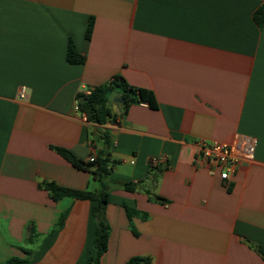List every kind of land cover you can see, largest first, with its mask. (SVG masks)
Returning <instances> with one entry per match:
<instances>
[{
  "label": "crops",
  "instance_id": "crops-1",
  "mask_svg": "<svg viewBox=\"0 0 264 264\" xmlns=\"http://www.w3.org/2000/svg\"><path fill=\"white\" fill-rule=\"evenodd\" d=\"M263 2L0 0V261L85 264L93 201H54L42 183L98 190L94 168L58 149L88 162L109 130L100 264H264V26L253 18ZM70 39L83 63L68 61ZM116 74L149 104L116 93V120H84L77 95ZM202 140L240 159L228 181L198 157Z\"/></svg>",
  "mask_w": 264,
  "mask_h": 264
},
{
  "label": "trees",
  "instance_id": "trees-1",
  "mask_svg": "<svg viewBox=\"0 0 264 264\" xmlns=\"http://www.w3.org/2000/svg\"><path fill=\"white\" fill-rule=\"evenodd\" d=\"M253 18L257 25L260 27L264 26V2L254 11ZM94 20L90 19L87 29L86 37L90 38L93 31ZM67 59L72 63H83L86 59L85 55L80 53L74 41L69 40L67 48ZM121 94L128 105L133 102H137L140 99H145L142 95L141 90H138L130 86L124 77L120 74L114 75L113 79L106 83L95 86L91 93L86 95L79 93L77 99L79 101L80 110L87 115L89 121L97 122L100 124L107 123L108 121L116 120L117 113H115L111 107L110 99L113 94ZM150 102V101H149ZM103 145L98 150L96 157L93 161H83L78 159L71 151L59 148V152L67 158L68 161L78 167H93V177L99 182V189L96 191L89 190H78L68 187L61 186L53 181H44L42 185L50 193L51 198L54 201H58L63 197H72L77 199H91L92 214L95 218V232L94 239L91 247V253L87 258L85 264H100V259L103 253L107 250L108 237L110 225L106 217V206L109 199V190L107 185L104 183V178L111 173V149L113 147V137L109 130H104L101 134ZM134 185L126 183V189H134ZM130 212V209H128ZM64 219V214L61 217V221ZM28 255L29 249H24ZM151 260L149 257L144 256H133L125 264H150ZM0 264H31L28 256L18 257L14 256L4 261H0Z\"/></svg>",
  "mask_w": 264,
  "mask_h": 264
},
{
  "label": "built area",
  "instance_id": "built-area-1",
  "mask_svg": "<svg viewBox=\"0 0 264 264\" xmlns=\"http://www.w3.org/2000/svg\"><path fill=\"white\" fill-rule=\"evenodd\" d=\"M90 93V89L84 90V94L88 95ZM19 96L21 98H26L27 92L25 87H21ZM138 102L142 105L149 104V101L144 99H140ZM75 109L81 111L78 99L75 102ZM82 116L84 120L88 119L87 115L83 112ZM198 157L218 168H221V177L224 181L230 179L231 175L236 171L240 164V159L233 153L231 145L217 140H202L198 151ZM94 158L95 157L92 156L90 160L93 161ZM158 160V158H152L151 162L157 163Z\"/></svg>",
  "mask_w": 264,
  "mask_h": 264
},
{
  "label": "water",
  "instance_id": "water-1",
  "mask_svg": "<svg viewBox=\"0 0 264 264\" xmlns=\"http://www.w3.org/2000/svg\"><path fill=\"white\" fill-rule=\"evenodd\" d=\"M113 100L116 101V102H119L120 100H122V98H121V96H119V95H115V96L113 97Z\"/></svg>",
  "mask_w": 264,
  "mask_h": 264
}]
</instances>
